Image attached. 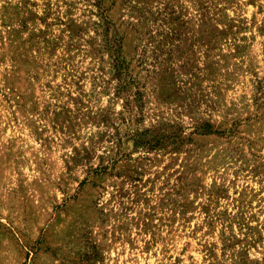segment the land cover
I'll use <instances>...</instances> for the list:
<instances>
[{
  "label": "rangeland",
  "instance_id": "1",
  "mask_svg": "<svg viewBox=\"0 0 264 264\" xmlns=\"http://www.w3.org/2000/svg\"><path fill=\"white\" fill-rule=\"evenodd\" d=\"M0 264H264V0H0Z\"/></svg>",
  "mask_w": 264,
  "mask_h": 264
},
{
  "label": "trees",
  "instance_id": "2",
  "mask_svg": "<svg viewBox=\"0 0 264 264\" xmlns=\"http://www.w3.org/2000/svg\"><path fill=\"white\" fill-rule=\"evenodd\" d=\"M139 143V139L137 140V142H136V144H138ZM141 144H139V145H137V146H140Z\"/></svg>",
  "mask_w": 264,
  "mask_h": 264
}]
</instances>
